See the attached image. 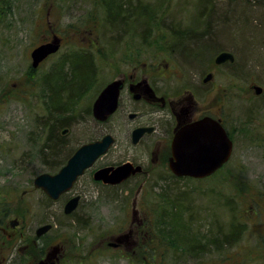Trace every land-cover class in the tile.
I'll list each match as a JSON object with an SVG mask.
<instances>
[{
    "label": "rangeland",
    "instance_id": "obj_1",
    "mask_svg": "<svg viewBox=\"0 0 264 264\" xmlns=\"http://www.w3.org/2000/svg\"><path fill=\"white\" fill-rule=\"evenodd\" d=\"M102 1L6 0L9 8L0 7V192L11 195L17 213L31 215L29 225L43 218L53 224L44 241L47 246H62L60 264H143L142 249L135 253L133 245L131 250H116L107 241L111 235L128 229L132 202L141 221L139 229L152 232L155 221L152 204L157 194L167 193L169 184L173 188L168 191L169 197H181L177 200L186 205L185 217L190 216V229L200 240L205 241L207 234L213 239L231 236L229 244L205 245V253L184 254L177 264H264V0H135L140 6L130 18L132 28L123 22L121 31L107 21ZM232 1L241 4L239 11L245 18L257 22L255 19L262 17V33L254 37L255 31L247 29L244 36L246 23L241 24L231 15V22L224 25L232 32L228 40L223 38L220 34L223 26L217 27L219 23L212 19L213 13L208 17L206 14L209 8L218 9L219 14L229 12L227 6ZM144 4L147 11L151 12L150 8L157 11V21L152 20L149 25L143 24ZM224 17L229 19L227 15ZM207 28L210 47L202 57L190 60L170 49L176 33H199ZM52 34L61 37L62 46L33 70L32 48L48 41ZM221 49L231 51L234 62L215 64L213 57L218 51H213ZM74 50H88L96 70L92 86L72 106L67 131L62 134L69 152L82 142L126 123L125 117L118 115L108 122H98L86 109L106 82L130 69L126 63L131 55H137L153 82L159 70L172 71L163 84L171 91L195 87L206 72L213 73L205 90L208 103H212L208 106L212 110L220 108L219 115L232 134L233 151L227 163L212 178L201 181L169 179L159 168L144 184L146 190L138 195H134L137 183L133 191L125 193L119 188L90 182L85 175L57 202L43 204L44 198L34 190L20 199L22 189L33 188L36 174L50 170L38 154L39 145L46 140L47 116L54 107L47 101L42 75L53 72L58 60ZM254 84L262 88L258 95L252 88ZM63 116L54 112L51 119ZM126 146V137L118 135L113 147L116 153L108 152L97 163L120 161L124 155L120 150ZM79 191L82 195L73 222L63 215L59 204ZM134 232L139 239V232L135 229ZM140 240L145 244V239ZM20 241L18 238L17 244ZM21 248L20 256L10 252L8 264L35 261L40 247L22 244Z\"/></svg>",
    "mask_w": 264,
    "mask_h": 264
},
{
    "label": "flooded vegetation",
    "instance_id": "obj_2",
    "mask_svg": "<svg viewBox=\"0 0 264 264\" xmlns=\"http://www.w3.org/2000/svg\"><path fill=\"white\" fill-rule=\"evenodd\" d=\"M56 35V34H52ZM60 39V47L62 46V39ZM50 40V39H49ZM130 61L126 63L130 67L129 70L120 72L114 75L108 82L116 79L119 81L120 86L117 94V104L115 110L108 115L105 122L112 120L115 116H119L120 118L125 117L126 123L119 129H109L105 131V133H109L113 136L114 142L107 149V151L98 157L93 165L84 170L82 175L77 177L76 181L73 183L72 188L75 186L77 181H80V178L87 175L90 182L95 184H101L111 188H119V190H124L126 192L133 191V186L137 183V187L134 191V195H138L142 193V191L146 190L144 188V184H146L148 179L153 177L154 172L157 169L164 170L169 176H174L168 167L169 159L172 155L171 153V141L176 133V131L182 127L183 125L196 121L204 116H211L217 120H219L223 124V119L219 115L220 108L215 103V110H212L208 105L212 103H208V99L206 96L205 87L209 80L213 78V73H211V78L209 80L204 81L203 75L198 82V85L194 87L185 86L181 89H175L174 91L170 90V87L165 84V80L172 75L171 70L167 71H158L156 72V79L153 82V78L147 75V72L143 69L144 62L137 55H131L129 57ZM159 63H155L153 65H158ZM152 66V65H151ZM154 67V66H153ZM206 72V73H208ZM152 74V73H151ZM150 74V75H151ZM153 74V75H155ZM52 96V95H51ZM216 96V94H215ZM60 110V109H59ZM219 111V112H218ZM91 112V109H90ZM143 128L141 134L138 136L136 140H134V131L136 129ZM66 129V130H65ZM65 130V131H64ZM64 130H60L59 135L62 136L67 131V128ZM102 134V135H103ZM123 134L126 137V147L123 151L124 155L121 157L120 161L114 162H106V163H97L102 156L113 155L116 151L113 147L116 145V139L118 135ZM80 145V144H79ZM78 145V146H79ZM77 146V147H78ZM75 147L72 151L68 152V154L57 161L54 170L47 172L55 173L57 172L67 161L68 157L77 149ZM109 152V153H108ZM41 161L47 163L49 160L46 156H41ZM123 163H130L131 168H135L136 166L140 167V170L129 173L127 177H125L122 181L114 184L102 183L101 180H94L93 172L97 169L103 167H117ZM130 168V169H131ZM53 169V168H52ZM112 170L109 171V173ZM37 175V174H36ZM39 192L40 195L44 198L43 204L47 205L50 203L57 202L65 193H61L58 198L50 199L42 189L36 188H24L20 191V199L24 198V195L31 193V191ZM79 196V201L82 195V191L74 194ZM68 196L65 202L70 198ZM75 210L67 215H74ZM59 204L63 213L64 203ZM133 203L131 207L133 208ZM131 208V209H132ZM133 214L130 219L128 225V232L125 234L124 232L111 235L109 240L107 241V245L112 247L113 249H127L132 248L134 243L133 237H135V232H138V228L140 226L141 221ZM31 215L28 214H19L14 208V199L11 195L0 192V264H8L10 258V252H15L16 256H20L19 250L22 249V244L25 247L28 244H34L38 249L37 258L32 264H37L40 260H45L51 255V251L53 249V244L51 246H47L46 241H44V235L52 229L53 224L48 222L46 218L41 219L35 225L30 224ZM76 217V216H75ZM47 223H51V227L48 231L37 235L36 230L39 226L45 225ZM34 229L33 232H27L25 229ZM23 229V230H20ZM126 230V231H127ZM27 234L24 237V234ZM125 234V236H124ZM21 238V241L17 244L16 240ZM132 239V240H131ZM28 241V242H27ZM134 242V243H133ZM57 245L58 251L51 258L56 264H60V256H62V246ZM35 257V255H34ZM17 259H19L17 257ZM15 258V262L17 260ZM6 261V262H5Z\"/></svg>",
    "mask_w": 264,
    "mask_h": 264
},
{
    "label": "trees",
    "instance_id": "obj_3",
    "mask_svg": "<svg viewBox=\"0 0 264 264\" xmlns=\"http://www.w3.org/2000/svg\"><path fill=\"white\" fill-rule=\"evenodd\" d=\"M102 3L106 16L108 17L106 18L107 21L115 30L119 31L123 28L122 23H126L128 19L135 16V13H137L136 8L137 6H140L138 2L135 3V0H109L107 2H104L103 0ZM4 5L6 8H9L6 0H0V7L2 8ZM141 6L143 7V12L145 14L144 21L147 19L152 21L154 19L153 13L155 10L150 8L152 11H147L146 4ZM228 6L227 11L229 10V12L222 11V14H219L218 9L210 10L209 8L206 14L208 17L210 12L211 14L213 13V18H211H216L215 22L219 23L217 27L219 28L220 26H223L220 34H222L224 39L228 40L230 36L229 33L230 31L232 32L231 28L227 30L224 25L225 23L231 22V15H235V18L240 20L241 24L246 23L247 27L243 30L244 36L246 31H248L247 29L255 31L254 37L259 35L260 31L261 33L263 32L261 16L255 19L258 20L256 22L249 17L248 19L247 17H244L239 11V8H241L240 3L236 4L235 1H232ZM262 9L264 10V6H262ZM253 12L255 13V11ZM224 15L229 16V19L226 20ZM206 19L209 20V22L212 21V19ZM209 26L210 25H207L208 28ZM208 28L207 31L202 30V32L196 34L193 31L176 33L169 45L170 49H174V51L180 56L188 57L190 60L196 59L198 56L202 57L204 50L210 47ZM259 39H261V36ZM259 39L255 40L257 41ZM249 49L250 46L245 52L247 53ZM251 51L256 50L251 49ZM95 70L96 67L91 61V53H88V50H74L58 60L57 68L53 72L49 71L47 74L42 75V77L45 76L42 81V86L44 85L45 87V85L50 84V88L46 90V97L49 104L52 103L54 107L56 105V107H53L52 109H59L58 105L61 106V103H63L60 109V114L64 115L62 118L51 119L52 115L50 113L47 116L46 140H44L38 148V154L43 157L46 156L49 160L46 165L50 169H54L57 161L65 157L69 152V145L64 141L65 137L59 135L58 131L61 127L66 126L68 124L67 119L72 117L69 115L72 112V108H74L72 106L76 104L77 100H79L82 95L84 96L87 89L89 90V87L92 86L90 83L95 80ZM48 76L53 77V79H51L52 82L47 81ZM86 112L90 114L89 107L86 109ZM228 132L232 138L230 130ZM169 177L170 176H168V178ZM174 179L178 180L180 178L174 177ZM185 180L191 181V179ZM169 187L168 191H172L173 188L170 184ZM168 191L167 193L157 194L156 199L152 204V210L155 214L154 226L151 230L152 232H149L148 229L147 231L142 229V232L139 230L140 235L137 244L134 246V249L136 250V252H134L137 253L142 249L141 259L143 264H177L184 254L197 256L199 253H205L207 251L205 245L214 244L218 247V245L229 244L231 236H227L226 234L220 237L216 236L215 239L207 234L205 236V241L200 240L197 233L191 232L189 226L191 218L190 216L185 217L186 205L177 200L181 197L177 196L175 198H170ZM67 217L74 222V215ZM140 238L145 239V244H141ZM154 239L157 241L156 243L152 242ZM134 261L136 263L137 260Z\"/></svg>",
    "mask_w": 264,
    "mask_h": 264
},
{
    "label": "water",
    "instance_id": "obj_4",
    "mask_svg": "<svg viewBox=\"0 0 264 264\" xmlns=\"http://www.w3.org/2000/svg\"><path fill=\"white\" fill-rule=\"evenodd\" d=\"M59 38L53 36L51 41L35 46L31 52V66L37 67L47 55L55 52L59 47ZM225 61H234V55L226 50L219 51L214 62L219 64ZM211 73H207L203 80H209ZM119 81L107 84L97 95L92 103V115L95 119L103 121L113 112L117 103ZM255 93L261 91L259 85L252 86ZM143 128L134 131V140L141 134ZM113 142L110 134H104L101 138L81 144L67 159L66 163L54 174L40 173L33 179V184L40 187L50 198L56 199L59 195L71 188L76 178L81 175L85 168L90 167L95 159L103 154ZM232 150V141L221 123L209 116H204L197 121L183 125L179 128L172 141L169 159V169L177 176H192L201 178L213 173L229 158ZM130 163L121 164L114 169L103 167L93 173L95 180L104 183H118L131 172L140 170L139 166L134 169ZM131 168V169H130ZM112 170L110 173L109 171ZM79 196L70 197L63 207V212L71 213L77 206ZM50 224L39 226L36 234L40 235L50 228ZM125 236V235H124ZM58 251L53 247L51 256L40 260L38 264H55L51 260Z\"/></svg>",
    "mask_w": 264,
    "mask_h": 264
},
{
    "label": "bare ground",
    "instance_id": "obj_5",
    "mask_svg": "<svg viewBox=\"0 0 264 264\" xmlns=\"http://www.w3.org/2000/svg\"><path fill=\"white\" fill-rule=\"evenodd\" d=\"M107 1H109V0H104V2H107ZM153 16H154V19H153V20H154V21H157L156 18H155V17L157 16V11H155V12L153 13ZM132 23H133V21L130 20V19H128L127 22H126V24H129V26L132 25ZM144 23L147 24V25H149V24H150V21L147 19V20H145V21L143 22V24H144ZM111 27H112V26H111ZM130 28H132V27L130 26ZM133 31H137V30L134 29ZM200 32H202V31H200ZM194 33L196 34L197 32H194ZM222 50H225V49L216 50V51H222ZM216 51H214V52H216ZM226 51H229V50H226ZM229 52H231V51H229ZM217 53H218V52H216V54H217ZM231 53H232V52H231ZM216 54H215V55H216ZM232 54H233V53H232ZM215 55H214V57H215ZM233 55H234V54H233ZM214 57H213V60H214ZM234 60H235V56H234ZM214 63H215V62H214ZM215 64H216V63H215ZM205 75H206V74H205ZM205 75H204V76H205ZM204 76H203V77H204ZM48 80H50V81L52 82L51 79L48 78ZM50 81H49V82H50ZM112 81H117V80L114 79V80H112ZM112 81H110V82H112ZM110 82H106V83L101 87V89H100L99 91H101V90H102L107 84H109ZM48 88H50V84H47V85H45V87H44V89H48ZM89 88H90V87H89ZM84 95H85V93H84ZM82 96H83V95H82ZM81 99H82V97H80L79 100H77V103H78ZM77 103H76V104H77ZM59 107H60V109H61L62 106H59ZM51 110H52V112H56V113L60 114V110L57 109V108H56V110H54V109L51 108ZM51 115H52V113H51ZM64 128H67V127L63 126L61 129L64 130ZM65 130H66V129H65ZM65 130H64V131H65ZM39 156H40V155H39ZM40 157H41V156H40ZM191 232H192V231H191Z\"/></svg>",
    "mask_w": 264,
    "mask_h": 264
}]
</instances>
